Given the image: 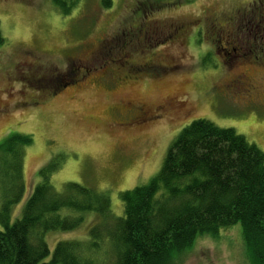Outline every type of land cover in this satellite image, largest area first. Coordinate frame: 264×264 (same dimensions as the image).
Listing matches in <instances>:
<instances>
[{
	"label": "rangeland",
	"instance_id": "374dc122",
	"mask_svg": "<svg viewBox=\"0 0 264 264\" xmlns=\"http://www.w3.org/2000/svg\"><path fill=\"white\" fill-rule=\"evenodd\" d=\"M251 2L111 0L105 5L77 0L72 10L62 12L53 0H0V142L11 133L32 137L24 147L25 190L11 221L40 181V168L52 160L60 163L49 178L56 190L69 181L106 190L112 214L121 215L119 192L147 183L174 137L195 118L234 128L264 151V73L258 102L222 88L228 65L209 50L214 35L206 20L214 12H249ZM181 22L187 24L176 35L173 28ZM152 54H175L164 63L169 64L166 73L163 67L144 66ZM77 70L86 74L79 83L51 85L55 77L65 81ZM124 72L135 78L114 83ZM170 93L186 98L180 119L146 130L121 124L123 98L153 105ZM100 220L99 213L90 211L75 229L47 232V258L59 240L87 239ZM181 261L248 264L240 222L215 237H197Z\"/></svg>",
	"mask_w": 264,
	"mask_h": 264
},
{
	"label": "trees",
	"instance_id": "16d2710c",
	"mask_svg": "<svg viewBox=\"0 0 264 264\" xmlns=\"http://www.w3.org/2000/svg\"><path fill=\"white\" fill-rule=\"evenodd\" d=\"M53 2L63 12L77 0ZM31 142L22 133L0 142V264H181L197 237H215L237 222L248 264H264V151L234 128L206 118L185 125L158 172L119 192L118 216L106 190L73 181L56 190L49 178L60 163L52 160L40 168V181L11 221L24 194V147ZM90 211L101 220L89 237L59 240L47 258L46 233L75 229Z\"/></svg>",
	"mask_w": 264,
	"mask_h": 264
},
{
	"label": "flooded vegetation",
	"instance_id": "af4514ba",
	"mask_svg": "<svg viewBox=\"0 0 264 264\" xmlns=\"http://www.w3.org/2000/svg\"><path fill=\"white\" fill-rule=\"evenodd\" d=\"M263 2V0H252L249 4L251 7L249 12L235 13L234 16H228L224 12H214L206 18L213 28L214 35L213 47L209 50L216 51L219 58L228 65V70H223V74L226 77L222 88L234 92L238 98H243L246 101H260L258 100V95L261 91L259 79H261V75L264 73ZM186 24L187 22H181L173 28L175 33L177 30L176 35L179 34V28L186 26ZM151 27L153 28L152 25ZM145 46L147 49L149 44L147 43ZM118 47L120 49L121 44H118ZM124 48L125 46L121 48V52L126 54L127 52L124 51ZM150 52L152 53L150 50L148 54ZM174 57L175 54H165L161 58H158V55H153L145 59L146 63L144 66L152 68L163 67L161 70L166 73L167 69L165 67L169 66V64L164 63H169ZM83 69L90 71L88 67H84ZM85 75L84 70H77L69 74L70 78L63 84V88L72 83H79ZM131 78L135 77L125 73L122 76L116 77L114 83L121 84L131 80ZM61 81L63 80L60 77H55L51 85L55 83L54 86H57ZM121 102L122 110H119V112L125 119L121 124L128 127L135 126L136 129L140 130L149 129L164 121L170 122L180 119L184 115L187 105L186 98L182 99L172 93L166 95L153 105L135 102L129 98H123Z\"/></svg>",
	"mask_w": 264,
	"mask_h": 264
}]
</instances>
